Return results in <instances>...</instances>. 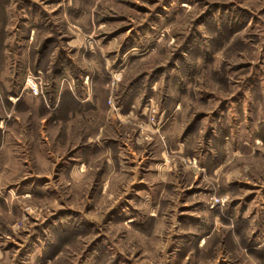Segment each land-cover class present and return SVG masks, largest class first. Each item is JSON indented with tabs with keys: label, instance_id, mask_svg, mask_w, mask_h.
Masks as SVG:
<instances>
[{
	"label": "rangeland",
	"instance_id": "374dc122",
	"mask_svg": "<svg viewBox=\"0 0 264 264\" xmlns=\"http://www.w3.org/2000/svg\"><path fill=\"white\" fill-rule=\"evenodd\" d=\"M0 126V264H264V0H0Z\"/></svg>",
	"mask_w": 264,
	"mask_h": 264
},
{
	"label": "crops",
	"instance_id": "0c3cea01",
	"mask_svg": "<svg viewBox=\"0 0 264 264\" xmlns=\"http://www.w3.org/2000/svg\"><path fill=\"white\" fill-rule=\"evenodd\" d=\"M75 95V94H74ZM73 95V97H74ZM89 98H86L85 101H82L81 98L77 95H75L74 100L75 103L79 105V111L75 112L74 117L75 120H82L84 123L88 124H95L99 122L100 120H103L107 114H108V107L106 104L103 102V99H100L98 97H94L88 94ZM103 100V101H102ZM122 104L118 107V110H115V113H113L114 116L118 117V119L123 118L125 114H122L120 112L123 108ZM113 108V107H112ZM134 108V109H133ZM129 112H133L134 116L136 114V119H143L145 116V110L143 108L139 107H134L133 103L129 109ZM70 114V113H69ZM133 118V119H135ZM135 121V120H134ZM113 122V121H112ZM165 132V130H163ZM168 134V133H166ZM115 135V136H114ZM122 135L120 134L118 129H115L114 132H112V137L106 138V139H100L98 141H92L91 138L89 139V145L87 146H82L77 148L78 150H87L88 148L90 152L95 153H102L105 149V144L106 145H116L117 146V151H116V156L113 157L114 161L116 162V170L118 172L117 176L123 177L126 175L127 177H132L133 182L137 183H143L146 184L147 182L143 179V177H139V172H143L147 174L148 176H153V177H160L161 176V171H157L155 166H159L160 163L157 160H153L154 158L150 157L152 156V152H149L148 154H143L141 156L137 155L133 148H130L129 144L123 142ZM167 139V138H166ZM139 137H137L134 141L135 144L136 142H139ZM170 144H172V140L168 139ZM92 144V145H91ZM140 144V143H139ZM95 146V148L93 147ZM79 157V156H76ZM71 162H66V165H63L61 169H65L66 166H69L70 168V175L74 180L81 181L83 176L85 175L84 169L87 167V160L85 159H79V158H71ZM79 159V160H77ZM128 160V161H127ZM3 163V162H2ZM15 165V163H14ZM9 167L12 168L11 165H8ZM110 166V165H109ZM16 167V166H15ZM153 167V168H152ZM14 168V167H13ZM18 168V167H16ZM128 169V170H127ZM126 170V171H125ZM140 170V171H138ZM131 172V173H130ZM142 189H146L145 186ZM264 243V242H263ZM261 244V243H260Z\"/></svg>",
	"mask_w": 264,
	"mask_h": 264
},
{
	"label": "built area",
	"instance_id": "2783aa9c",
	"mask_svg": "<svg viewBox=\"0 0 264 264\" xmlns=\"http://www.w3.org/2000/svg\"><path fill=\"white\" fill-rule=\"evenodd\" d=\"M27 85L29 86V88L32 91H34L35 93H38L37 86H36L35 82L31 78L27 79ZM224 200H226V198L217 199L215 203H220V202H223Z\"/></svg>",
	"mask_w": 264,
	"mask_h": 264
},
{
	"label": "bare ground",
	"instance_id": "6f19581e",
	"mask_svg": "<svg viewBox=\"0 0 264 264\" xmlns=\"http://www.w3.org/2000/svg\"><path fill=\"white\" fill-rule=\"evenodd\" d=\"M1 127V126H0Z\"/></svg>",
	"mask_w": 264,
	"mask_h": 264
}]
</instances>
